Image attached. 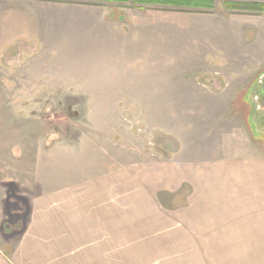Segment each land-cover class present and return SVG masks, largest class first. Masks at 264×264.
Returning a JSON list of instances; mask_svg holds the SVG:
<instances>
[{"label":"rangeland","instance_id":"obj_1","mask_svg":"<svg viewBox=\"0 0 264 264\" xmlns=\"http://www.w3.org/2000/svg\"><path fill=\"white\" fill-rule=\"evenodd\" d=\"M200 1L0 0V180L17 211L103 176L163 231L165 264H264V0ZM182 161L210 168L198 208L145 202L142 180Z\"/></svg>","mask_w":264,"mask_h":264},{"label":"crops","instance_id":"obj_2","mask_svg":"<svg viewBox=\"0 0 264 264\" xmlns=\"http://www.w3.org/2000/svg\"><path fill=\"white\" fill-rule=\"evenodd\" d=\"M186 162L173 163L171 173L162 172L160 180L145 177L142 184L149 194L143 195L144 200H155L153 192L166 211L194 209L197 205L192 194L201 190L200 174L205 169L209 174L210 168ZM212 173L216 181V172ZM207 179L208 184L215 183L209 178L204 181ZM109 181L96 176L74 186L69 182L66 188H51L35 198L23 197L21 201L28 202L17 211L8 187L0 180V264H165V259L159 260L151 251L158 247L152 234L163 231L136 225L133 199L121 204L119 193L109 192ZM179 181L185 182L182 188ZM47 184L53 185V181Z\"/></svg>","mask_w":264,"mask_h":264},{"label":"trees","instance_id":"obj_3","mask_svg":"<svg viewBox=\"0 0 264 264\" xmlns=\"http://www.w3.org/2000/svg\"><path fill=\"white\" fill-rule=\"evenodd\" d=\"M107 1H112V0H107ZM145 3L149 4H155V3H160L163 5H175V6H185V7H207L209 6L208 1H200V0H143ZM228 9H237L241 8L242 5L237 4V3H227L226 4ZM210 7V6H209ZM255 9L258 11L264 12V6H258Z\"/></svg>","mask_w":264,"mask_h":264},{"label":"flooded vegetation","instance_id":"obj_4","mask_svg":"<svg viewBox=\"0 0 264 264\" xmlns=\"http://www.w3.org/2000/svg\"><path fill=\"white\" fill-rule=\"evenodd\" d=\"M260 93H261V100L263 101L264 100V83L261 84L259 90H258ZM264 106V102L262 104Z\"/></svg>","mask_w":264,"mask_h":264},{"label":"water","instance_id":"obj_5","mask_svg":"<svg viewBox=\"0 0 264 264\" xmlns=\"http://www.w3.org/2000/svg\"><path fill=\"white\" fill-rule=\"evenodd\" d=\"M5 228H6V229H9V228H10V225H6Z\"/></svg>","mask_w":264,"mask_h":264}]
</instances>
